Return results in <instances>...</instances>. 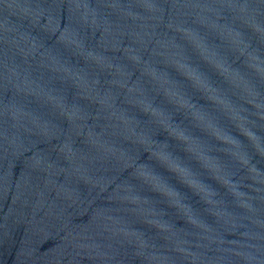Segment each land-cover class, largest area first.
<instances>
[{"label": "water", "instance_id": "95a60500", "mask_svg": "<svg viewBox=\"0 0 264 264\" xmlns=\"http://www.w3.org/2000/svg\"><path fill=\"white\" fill-rule=\"evenodd\" d=\"M0 264H264V0H0Z\"/></svg>", "mask_w": 264, "mask_h": 264}]
</instances>
